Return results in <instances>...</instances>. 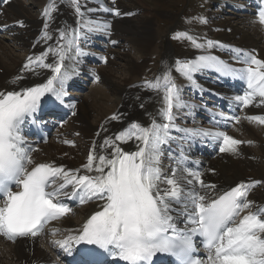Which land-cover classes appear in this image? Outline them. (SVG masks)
Returning a JSON list of instances; mask_svg holds the SVG:
<instances>
[{"label":"snow or ice","instance_id":"1","mask_svg":"<svg viewBox=\"0 0 264 264\" xmlns=\"http://www.w3.org/2000/svg\"><path fill=\"white\" fill-rule=\"evenodd\" d=\"M8 2L4 0V3ZM70 3L82 16L79 0H70ZM54 10L55 0L45 9L44 15L50 18ZM116 14H120L118 10ZM257 17L264 24V7L260 8ZM200 20L206 23L202 17ZM89 30L102 29L97 24ZM72 31L71 38L55 51L57 59L54 64L44 63L48 52L36 58L37 67L50 68L54 72L46 83L21 92H0V197H3L0 202V235L9 240L35 237L42 233L46 223L71 212L62 202L64 198L76 197L81 204L96 199L104 201L102 210L87 220L78 235L57 241L59 247L69 254L73 243L96 246L80 249L75 264H104L101 259L104 254L124 264H152L157 253L169 254L175 258L176 264H264V207L258 206L256 211L241 215L253 207L247 196L258 181L242 182L221 194L210 195L201 189L214 190L216 185L205 184L201 172L185 167L188 157L183 152L176 158V167L170 174L161 167L162 145L173 139L169 135L175 127L173 109L186 106L170 72L146 82L148 87L163 89L164 107L160 109V115L166 122L153 121L148 127L134 122L115 140L106 138L101 147H110V156L96 155L94 143L88 162L82 168L95 175H80V169L66 170L63 165L54 163L34 162L31 152L35 149L27 145L22 126L38 113L41 99L46 94L55 98L54 103H63V97L67 95L65 81L68 74L62 71L66 54L75 48L78 55H83L76 30ZM59 34L62 40L66 39L64 30ZM44 36L51 39L47 32ZM177 38L192 40L198 48L205 46L188 33H178ZM207 46L212 47L213 42H207ZM32 63L29 58L25 69L34 71L30 68ZM245 63L246 67L237 69L218 57L200 56L192 61H177L176 71L193 83V74L207 68L239 77L246 81L247 90L234 100L248 106L259 98V103L264 104V60L249 55ZM231 119L239 122V117ZM249 119L264 124V116ZM181 131L190 136H210L221 141L220 152L237 153L242 143L226 132L211 129ZM125 139L139 141L138 150L123 151L116 142ZM69 186L71 192L66 191ZM13 187L18 190L13 191ZM180 223L183 227L178 226ZM197 236L202 238L206 249L205 259L197 255L194 239Z\"/></svg>","mask_w":264,"mask_h":264},{"label":"bare ground","instance_id":"2","mask_svg":"<svg viewBox=\"0 0 264 264\" xmlns=\"http://www.w3.org/2000/svg\"><path fill=\"white\" fill-rule=\"evenodd\" d=\"M162 1L163 0H117L115 8L120 14L117 15L115 12L114 15H110L97 12L98 9L86 0H79L81 12L83 13L81 16L75 12L70 0H58V3L55 2L56 10L51 12V17L49 18L44 15V12L53 0H36V4H38V7H41L42 10L40 16L32 15L29 12L27 3L24 1L9 0L3 7L4 13L0 14V27H9V30L14 32V36L18 37L17 39H22V44L27 46V51L24 58L14 57L9 53L6 45L7 43H3L0 40V92L5 94L12 91L21 92L53 76L54 72L52 69L34 65L36 58L39 57L41 53L48 52L44 63L54 64L57 59L55 51L58 49V46L65 44L67 38H71L73 29L76 30V36L81 37L84 33L85 24L81 25L79 21L84 23L87 21L85 17L91 20L90 17L94 13L98 14L109 23H113L112 42L115 41L120 47L123 45V40H129L133 43L134 48L141 54V61L136 62L131 59L129 54H127L128 56L126 55L127 57L125 58L116 50H109V53L112 52L114 58L121 59L127 64L129 63L128 72L124 73L127 77L124 80L128 77H143L146 70L150 69L149 72H151L155 68L150 78H146L150 79L148 82L155 81L162 77L165 72H170L172 78H175L181 85H184V79H182L180 73L176 71L177 61H192L193 58L184 57L205 56L208 52H211L213 48L208 47V41L204 39L196 41L199 44L205 45L204 47L198 48L192 43L191 48L186 49L182 53H177L175 50L172 51L169 46L171 42L161 46L157 44L163 35L161 27L158 26V22L156 21L158 19V9L162 5ZM209 1L213 6L217 5V8H219L220 6L224 7L226 0ZM141 3H144L145 7L142 6ZM143 10L146 11L144 14L140 15L138 13L139 15H137V12ZM219 11H221L220 8ZM214 15H216V13H210L208 32L209 34H213L211 31L216 32L218 36L213 34L211 37H220L219 39L222 40L221 42L235 43L249 49H255L258 51L259 55H264V46L262 47V44H264V33L260 35L257 32V29L260 27L258 24H254L250 16L246 15V19H243L242 22L239 21L238 25L242 24V26H246L245 23H252V29L255 32L253 35H250L248 31H245L231 21L216 19ZM231 19L233 20V18ZM45 24L48 25L47 28H45ZM226 28L230 29V33L223 31V29ZM61 30L67 33L66 39L62 40L60 38L59 33ZM41 31L47 32L51 39L45 38V33H43V35L40 34L38 40H36V37ZM237 36H240L239 39H236ZM212 40L216 41L218 39L212 38ZM155 45L160 48L158 51H155ZM49 49L53 51H49ZM74 49L75 48L67 52L64 64L69 59L71 63H74L73 68L75 70L83 72L77 60V53L74 60L71 58ZM150 53H157L158 60L155 63V67L149 66V61L151 59ZM29 58L33 60L30 68L34 69V71L25 69V65L29 64ZM105 60L109 61L107 58ZM17 77L21 78L16 79ZM131 78L130 80L127 79L122 85H116L117 90H115V92H117V94L114 92V96L117 98L115 105L116 112L108 114L111 108L105 103H98L96 101V99L101 97L107 102H111L113 91L110 95H106L104 91L101 90L95 91L90 96L93 99L92 103L89 105L77 104L72 114L73 117L70 125L66 127L59 136H55L53 141L41 143L37 146L36 151L32 154L34 162L54 163L56 166L63 165L66 170L80 169V175H95L96 173H89L82 168V166L88 162V156L94 143L96 145V155L110 156L112 149L110 147H101L106 138L115 140V137L119 133L126 130L127 125H131L134 122H138L144 127L150 126L153 121L157 120L158 112L164 107L163 89L157 90L148 86H131ZM107 79L109 80L111 78L109 77ZM256 102V105L253 106L254 114L264 116V104H260L259 99H257ZM248 106L245 109H247ZM89 108L96 109L97 113H99L100 116L102 115L101 118L99 116V122L95 124L97 126H94L89 121ZM248 115L252 116L251 114ZM114 116L118 118L113 119ZM254 122L259 123L257 121ZM246 124L249 127H253L250 123ZM254 128L259 131L261 129L264 130V124H261V127ZM254 128L250 129L252 133L256 135L254 137H249L248 139L234 137L242 141L238 146L237 153L221 152L217 158L206 161L207 168L201 179H203L204 183L207 185H216V188L214 190L201 189V191H208L210 195H215L221 190L229 188L240 181L256 180L260 182L262 186L251 192L250 201L257 204L264 202V142L253 130ZM247 135H249V133L246 131V136ZM73 139L76 140L77 143H65V141H73ZM55 140L59 142L55 143ZM247 141L261 148V158L255 157L250 152L249 147L244 144ZM116 143L125 152L137 150L140 144V142L135 139H125L124 141H117ZM105 171H107V169H105ZM164 172L168 174V172ZM199 187L197 183V188L199 189ZM93 202V204L88 203L79 209L77 212V220H74V222L70 217L57 224L64 232H68L63 238L78 235L79 230L89 216L99 210L104 204L102 200L95 199ZM50 229L51 230L47 232L49 233V237L53 238H50L49 241H56L55 239H58L60 235H55V232H53L55 229ZM46 235H44V238H46L45 240H47ZM40 236L41 235L35 236L32 242H29V239L8 241L0 236V264H56L59 262L58 259L51 254V251L48 250V252H46L39 244L38 241L44 239L43 236Z\"/></svg>","mask_w":264,"mask_h":264},{"label":"rangeland","instance_id":"3","mask_svg":"<svg viewBox=\"0 0 264 264\" xmlns=\"http://www.w3.org/2000/svg\"><path fill=\"white\" fill-rule=\"evenodd\" d=\"M22 1L27 3L28 8H29V12L32 15H34V16H40L41 15L40 7H38V4H36V0H22ZM141 5L144 6L145 4L141 3ZM212 7H213V10H212ZM223 9L225 10V13H222L221 11H219V8H217V5L213 6L212 3H209V0H163L162 5L158 9V19L156 20L158 22V26L161 27V31H162L163 35H162L161 39H159L160 41H158L157 44H159L160 46L163 45V43H162L163 38H166L167 35H170L172 32L175 34L176 29L181 30V32H179V33H188L190 36H192V34L195 33V34H198L199 36L201 35L202 39H204L205 41L209 40V41L213 42L212 38H215V37H211V36L213 34L216 36H218V35L216 34V32H213V31H211L213 34H209V32H208V30H209L208 27L210 24V19H208V17L210 18V13H212V12L216 13V15H214V17L216 19H218V20L221 19V21H227L228 20V21H231L232 23H235V25H238L239 21L242 22L243 19H246V15H245V17H243L244 15L243 16L237 15L231 8H227V10H226L225 6H224ZM217 11H219V12H217ZM145 12H146L145 10H143L141 12H137V15H139V14L142 15ZM201 17L206 21L208 20V22L202 23L200 20ZM231 18H233L234 21ZM250 18H251V20H253L254 24H258V26L261 28V30H260V28H258L257 32L260 35L263 34L264 33V25L259 24V21L257 19H255L254 17L250 16ZM245 25L246 26H242V24H239L238 26L243 28L245 31H248L250 35H253L255 32L252 29V26H253L252 23H247V24L245 23ZM223 31L230 33V29H228V28L223 29ZM167 32H169V33H167ZM198 32H200V33H198ZM173 37L175 39V35H173ZM176 37H177V35H176ZM239 37L240 36H237L236 39H239ZM17 38L18 37L14 36V32H12V34L4 33L3 35L0 36V40L3 43H7L6 45L8 47L9 53L11 55H13L14 57L16 56V57L24 58L26 55L27 46L25 44H22V39H17ZM171 40H172V35H171ZM197 41H198V39H197ZM174 42H175V43H173L174 48H175L177 53H182L186 49H190L191 45L193 43L192 40H189L186 38H176L174 40ZM169 46H170L171 50L174 51L173 45L171 43ZM263 46H264V44H262V47ZM155 48H156L155 51H158L160 49L157 46ZM114 50H116L119 54H121V56L123 55V57H125V58L128 56L127 54H129L131 59H133L134 61H136V62L141 61V54L134 48L133 43L129 40H123V45L120 47L119 46L115 47ZM149 55L151 56V59L149 61L150 62L149 66L155 67V63L158 60L157 53L156 54L150 53ZM260 58L264 59V55L263 54L260 55ZM107 59H109V61L105 60L106 64L102 65V67L100 66L98 69L97 74L99 77V79H98L99 81L97 83H93V86H91L88 90H86L83 93L84 95L81 97L80 103L84 104V105H86V104L89 105L90 103H92L93 99L90 96H91V94H93L97 90L104 91V93L106 95H110L111 92L113 91V97H112L111 102L110 101L107 102L106 100L102 99L101 97L96 99V101L98 103H105L106 105H108L111 108V111H108L109 112L108 114H111L113 112H116L115 105H116V99L117 98L114 96V92H115V90H117L116 85H122V83H124L127 79L130 80L131 77H128L126 80H124L127 77V75H124V73L128 72L129 63L127 64L126 62L122 61L121 59L114 58V55L112 54V52H110V53L108 52ZM154 69L151 72H149L150 69L146 70L143 74V77L142 76H135V77L131 78V82H132L131 86L137 84L136 82H138V81H140L142 83L141 85L144 86V84H143L145 82L144 80H146V78H150ZM109 77L111 79L108 80L107 78H109ZM133 83H135V84H133ZM115 93L117 94V92H115ZM256 101L251 106H248L247 109H244V111L247 112V114L254 115L253 106L256 105V103H257ZM89 109H90V112H89L90 120L89 121L94 126H97L95 124L99 122V119L101 118L102 115L100 116L99 113H97L96 109L95 110L92 108H89ZM99 116H100V118H99ZM72 117L68 122V126L70 125V123L72 121ZM251 125L253 127H249L245 122H242V121L239 122L236 125V133H234L236 135H234V136L241 137L243 139L244 138L248 139L249 137L256 136L255 134L252 133V131L250 129H252L254 127H257V128L261 127V124L253 122ZM239 127H241V128H239ZM253 130L257 133V135H259V138L261 137L260 139H263V142H264V132H262L264 130L261 129L262 131L261 130L259 131L258 129H255V128ZM246 131H247V133H249V135H247V136H246ZM53 138L54 137H51V140H49V141H53ZM54 142L57 143L56 140ZM74 142L77 143L76 140H74ZM248 147H249L250 152L255 157L261 158L262 154L260 152L261 151L260 147H258L256 144H249ZM82 207H83V204L81 206H79L78 210L76 209V216L75 217H73V215L71 216V219L73 222H74V220H77V212ZM56 228H61V227L60 226L58 227L56 224V227H54L53 229H56ZM49 230H51V229H49ZM46 236H47V240L40 239L38 242L45 249V251L48 252V250L50 248L49 249L46 248V245H47L49 239L53 238V237H49V233ZM55 240H57V239H55ZM49 251H51V250H49Z\"/></svg>","mask_w":264,"mask_h":264}]
</instances>
